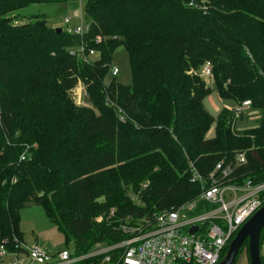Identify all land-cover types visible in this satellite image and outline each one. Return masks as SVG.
Returning a JSON list of instances; mask_svg holds the SVG:
<instances>
[{
  "label": "trees",
  "instance_id": "obj_1",
  "mask_svg": "<svg viewBox=\"0 0 264 264\" xmlns=\"http://www.w3.org/2000/svg\"><path fill=\"white\" fill-rule=\"evenodd\" d=\"M67 1L0 0V243L22 249L29 204L83 256L197 201L193 168L207 181L221 165L227 183H264V0H85L83 36L26 14ZM82 45L98 56L90 64L71 55ZM119 48L130 86L110 76ZM206 64L225 105L261 113L256 127L237 130L246 113L205 109ZM79 82L91 106L71 99Z\"/></svg>",
  "mask_w": 264,
  "mask_h": 264
},
{
  "label": "built area",
  "instance_id": "obj_2",
  "mask_svg": "<svg viewBox=\"0 0 264 264\" xmlns=\"http://www.w3.org/2000/svg\"><path fill=\"white\" fill-rule=\"evenodd\" d=\"M78 1L77 24L71 27L70 19L66 17L63 30L83 36L89 32V25L84 13L85 0ZM85 50L82 45L71 55L90 63L89 59L95 53L89 51L86 54ZM118 74V69L111 67L110 76L114 78ZM201 75L205 79L211 77L210 64L205 65ZM80 92L86 101L84 87L73 95ZM80 101L81 98L76 104L85 106ZM250 105L251 102L247 101L236 108L234 118H241ZM238 162H246L243 154L238 157ZM215 172L216 175L211 174L207 181L193 168L192 181L197 182L202 191L199 199L151 220L124 226L123 232L129 237L121 243L99 245L91 253L79 256L67 249L51 254L37 245L22 246V249L17 246L19 250L10 251L4 242L0 243V259L7 256L11 259L0 264H80L89 259H96L98 264H219L241 227L264 206V183L254 184L249 180L244 185H233L226 182L232 174L229 167L218 165ZM206 206L210 209L203 210ZM193 228L198 229L194 234L191 233Z\"/></svg>",
  "mask_w": 264,
  "mask_h": 264
},
{
  "label": "rangeland",
  "instance_id": "obj_3",
  "mask_svg": "<svg viewBox=\"0 0 264 264\" xmlns=\"http://www.w3.org/2000/svg\"><path fill=\"white\" fill-rule=\"evenodd\" d=\"M79 1L78 0H68L64 4L58 5H48V6H35L26 11V14H42L46 16V21L49 27L52 28H61L64 29L63 20L68 17L70 19V26L73 27L77 24V19L75 17L76 12L79 10ZM18 24L22 22H17ZM98 56L94 55L90 59H96ZM90 64V63H89ZM112 67H116L119 71V74L116 80L125 85L130 86L132 84V74L130 69L129 58L127 52L123 48H119L113 55L112 58ZM109 78L108 81H110ZM207 85L211 89L209 96L203 101L205 109L213 116L218 117L223 108L234 111L231 103L221 101L218 97L216 88L210 78L205 79ZM82 87L85 86L79 82L78 86L70 92L71 99L76 103V101L81 98V104L85 103V106H91L88 102L84 101L82 92L79 95L74 96V92H79L82 90ZM79 106V105H78ZM261 119V113L259 111H250L246 112L241 120L236 123L237 130H246L254 128L258 125V122ZM214 135V128L211 127L207 133V137L211 138ZM21 230L24 234V246L31 247L34 244H38L41 248L46 247L50 249L51 242H56L54 245L55 248L50 251L51 254H56L62 250L74 251L72 245L64 244L60 234L54 229L53 224L46 217L44 211L38 207L36 204H29L21 212ZM43 231H49V235L46 238L37 239L38 234ZM246 248V247H245ZM244 248V249H245ZM11 259V256L0 259V262L8 263Z\"/></svg>",
  "mask_w": 264,
  "mask_h": 264
},
{
  "label": "water",
  "instance_id": "obj_4",
  "mask_svg": "<svg viewBox=\"0 0 264 264\" xmlns=\"http://www.w3.org/2000/svg\"><path fill=\"white\" fill-rule=\"evenodd\" d=\"M62 29L57 28V33ZM264 229V206L258 210L239 230L229 245V249L219 264H235L241 248L248 244L250 264H262L260 255V239ZM198 229L193 228L194 234Z\"/></svg>",
  "mask_w": 264,
  "mask_h": 264
},
{
  "label": "crops",
  "instance_id": "obj_5",
  "mask_svg": "<svg viewBox=\"0 0 264 264\" xmlns=\"http://www.w3.org/2000/svg\"><path fill=\"white\" fill-rule=\"evenodd\" d=\"M48 235H49V231H43L42 233L38 234L37 239L40 240L41 238H46ZM55 244H56V242L53 241L50 244L51 245L50 249H48L46 247H43V246H42V248L50 252V251H52L55 248V246H54ZM34 245L39 246L38 244H34ZM260 255H261L262 261L264 263V237H263L262 243L260 245ZM235 264H250L248 254L245 251L240 253L238 255L236 261H235Z\"/></svg>",
  "mask_w": 264,
  "mask_h": 264
}]
</instances>
